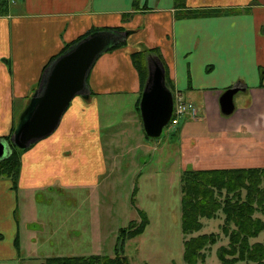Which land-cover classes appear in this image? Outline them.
I'll use <instances>...</instances> for the list:
<instances>
[{"label": "crops", "instance_id": "1", "mask_svg": "<svg viewBox=\"0 0 264 264\" xmlns=\"http://www.w3.org/2000/svg\"><path fill=\"white\" fill-rule=\"evenodd\" d=\"M6 1L7 11H0V139L7 142L57 56L95 30L129 34L97 58L89 91L73 98L55 131L22 149L17 177L0 176V264L19 258L20 198L50 186L87 187L86 197L98 198L110 160L101 138V97L130 95L134 111L128 118L142 126L140 100L151 58L162 61L173 94L196 107L178 128L184 161H198L205 169L263 166L264 0H186L190 11L224 10L200 15H179L175 0ZM123 38L127 43L114 47ZM145 50L150 53L143 79L133 53ZM234 85L244 88L234 97L235 110L224 114L221 95ZM56 232L41 236L56 240Z\"/></svg>", "mask_w": 264, "mask_h": 264}, {"label": "rangeland", "instance_id": "2", "mask_svg": "<svg viewBox=\"0 0 264 264\" xmlns=\"http://www.w3.org/2000/svg\"><path fill=\"white\" fill-rule=\"evenodd\" d=\"M179 9V15L190 11L185 7ZM132 111L133 102L128 94L110 101L101 97L100 117L104 126L101 138L110 160L106 161L107 175L100 182L102 191L98 198L86 197L90 195L87 187L59 190L54 186L22 196L16 211L21 227L19 258L2 260L1 264H41L48 257L58 255L103 258V254L115 257L121 253L131 264H188L184 250L189 236L182 229L184 173L206 169L198 161L183 160L177 134L186 116L178 125H167L160 137L142 140L143 124L133 121L132 116L128 118ZM107 121L112 122L111 126H107ZM174 131L175 138L171 139ZM70 144L74 146L75 142L70 141ZM262 167L264 163L259 168ZM142 210L150 219L145 231L119 246L121 228L141 223ZM256 215L264 221L262 212ZM224 217L221 212L215 218H201L203 227L192 234L215 233L217 236V242L208 246L207 256L200 264H221V249L231 246L230 236L222 229ZM26 227L33 235H28ZM54 231H58L56 240L47 241L41 236ZM4 236L6 240L8 230ZM250 243H264V231L250 238Z\"/></svg>", "mask_w": 264, "mask_h": 264}, {"label": "trees", "instance_id": "3", "mask_svg": "<svg viewBox=\"0 0 264 264\" xmlns=\"http://www.w3.org/2000/svg\"><path fill=\"white\" fill-rule=\"evenodd\" d=\"M175 5L177 8L186 7V0H175ZM7 7V1L0 0V11L5 13ZM222 12L224 10L220 9L211 12L189 11L181 15ZM126 43L127 41H121L114 47ZM148 53L149 50L133 53V60L143 79L147 75L145 56ZM10 137L7 135V138ZM21 151L14 146L12 152L0 160V176L17 177L21 169ZM183 186L182 229L189 236L185 240L184 250V259L188 264L203 263L208 246L217 242L215 233L192 235L203 227L201 218H215L221 212L225 216L223 232L231 239V246L223 247L219 253L221 264H237L240 261L243 264H264V243H250V238L264 231V221L256 215L257 212L264 214V167L189 170L184 173ZM140 215L141 223L136 225L132 223L127 228H121L119 246H123L127 239L141 235L145 231L150 219L143 210L140 211ZM102 256L104 257L50 256L41 264H131L122 253L115 257Z\"/></svg>", "mask_w": 264, "mask_h": 264}, {"label": "water", "instance_id": "4", "mask_svg": "<svg viewBox=\"0 0 264 264\" xmlns=\"http://www.w3.org/2000/svg\"><path fill=\"white\" fill-rule=\"evenodd\" d=\"M129 32L100 29L91 32L72 44L47 67L39 89L20 116L11 136L19 148H27L52 134L76 95H86L91 68L97 58ZM149 75L140 100L143 126L149 137L161 136L169 123L174 106V95L166 84L165 67L159 58H151ZM244 87L234 85L220 98L222 112L235 110V95ZM9 143L0 139V160L7 157Z\"/></svg>", "mask_w": 264, "mask_h": 264}, {"label": "built area", "instance_id": "5", "mask_svg": "<svg viewBox=\"0 0 264 264\" xmlns=\"http://www.w3.org/2000/svg\"><path fill=\"white\" fill-rule=\"evenodd\" d=\"M194 110H195L194 104L185 101L182 95L179 94L175 101L173 116L171 119L172 124H177L181 116L185 115L188 111H194Z\"/></svg>", "mask_w": 264, "mask_h": 264}, {"label": "bare ground", "instance_id": "6", "mask_svg": "<svg viewBox=\"0 0 264 264\" xmlns=\"http://www.w3.org/2000/svg\"><path fill=\"white\" fill-rule=\"evenodd\" d=\"M88 79V78H87ZM87 82H88V80H87ZM89 85V84H88ZM11 145H14V146H16L13 142H12V140H11V142L10 141H8ZM16 147H18V146H16ZM19 148V147H18ZM20 149H22V148H20ZM25 149V148H24ZM9 150H10V148H9ZM12 152V151H11ZM9 155V154H8ZM4 159V158H3Z\"/></svg>", "mask_w": 264, "mask_h": 264}]
</instances>
